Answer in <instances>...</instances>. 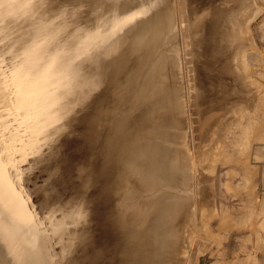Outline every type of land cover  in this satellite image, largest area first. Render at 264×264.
<instances>
[{"label":"bare ground","instance_id":"obj_1","mask_svg":"<svg viewBox=\"0 0 264 264\" xmlns=\"http://www.w3.org/2000/svg\"><path fill=\"white\" fill-rule=\"evenodd\" d=\"M74 1L69 3L81 8L77 7V16L81 13L82 23L79 30L71 27V33L66 32L67 17L58 16L59 21L51 24L53 17L40 10L43 0L33 11L28 12V6L13 12L18 16L26 9L29 23L23 19L22 34L8 44L9 53L5 50L6 58L10 54L15 62L0 66V264H70L77 256L81 264H208L200 257L206 253L201 247L190 254L193 243L188 234L199 220L196 214L201 216L206 208L202 211L200 207V215L195 213L201 202L204 206L202 198L197 205L202 193L199 158L212 149L220 134L214 138L213 130L208 133L210 123L206 126L210 135L204 133L207 141L197 138L200 142L195 145L197 136L204 137V127L203 131L197 127L202 132L194 137L193 106L197 108L200 88L218 95L216 86L219 90L225 87L230 73L235 77V96H241L237 104L257 101L253 91L248 94L249 79L245 80L238 63L246 51L243 35H248L241 30L243 11L256 7L257 1L242 0L240 9L234 14L228 11L219 20L213 51L214 65L221 66L218 72L222 74H214L208 66L211 0ZM26 2L22 0L15 9ZM9 24L4 23L2 29ZM64 28L68 35L78 34L76 39L67 35L75 39L73 44L69 40L68 45L61 44ZM4 57V64L10 62ZM245 90L247 94H243ZM64 92L69 117L81 113L72 124L62 125L75 130L81 127L80 132L76 130L79 135L71 132L78 135L79 142H71L78 149L72 148L76 151L64 155L47 174V184L55 190L45 188L50 197L40 203L39 198L45 197L40 183L46 182L41 165L55 160L56 134L49 138L52 144L47 145L46 153L38 152L37 143L47 123H55L50 108L63 102L57 95ZM204 95L208 96L207 91ZM223 98L219 107L225 103ZM231 109L219 108L218 133ZM210 110L208 105L205 114ZM207 118L198 122H215ZM202 145L206 147L198 156L196 150ZM35 152L38 157L29 165L26 160ZM24 164L28 166L22 168L26 170L23 178L20 167ZM213 171L206 173L214 176ZM34 199L39 202L38 210ZM213 211L210 204L202 219Z\"/></svg>","mask_w":264,"mask_h":264},{"label":"rangeland","instance_id":"obj_2","mask_svg":"<svg viewBox=\"0 0 264 264\" xmlns=\"http://www.w3.org/2000/svg\"><path fill=\"white\" fill-rule=\"evenodd\" d=\"M25 1H27V2L24 5L20 6L19 7L20 9H15L16 6L21 4L20 2H22V0H4V1L0 0V2H1L0 6L2 8V9L0 8L1 9L0 10V21H1L0 22L1 23L0 24L1 25L0 26V42L3 44L8 42L5 46L2 44H1L2 46L0 45V47H1L0 50H2V52L5 53V54H3L0 52V55L3 54L5 56V57L2 55L0 56V61H1L0 66H2V67L8 66L10 63L15 62L14 60L11 62V59H10L11 55L10 54H8V57H7L10 60V62L7 60V58H6L7 52H5V50H6V48L7 49L9 48L8 44L10 45L11 42L15 38H17L20 34H22V30H20V29H21V26L24 25V24H21L23 19H25L29 23V19H27L29 14L27 13V15H26L24 12V11H26V9L23 11V13H21V14L19 13L20 15H18V16L14 15V13H16V11L17 12L21 11L22 9H24L25 7L27 8L28 6L31 7L28 12L33 11L36 8V6H38V4H39V2H38L39 0H25ZM43 1H45V2L40 6L41 7L40 10L42 11V13H45L46 16H48L50 14V16H48L49 18L51 16L53 17V18L49 19L51 21L52 20L54 21V22L50 21L51 24L57 23L59 21L58 16L63 17V18L67 17V18H65V21H66V28L68 30H66V28H64V34L66 32L71 33L72 31H75L74 28H76V30H77L78 26H80V24L82 23L81 13H80V15L78 14V16H77V13H79L81 8L79 6H76V7L73 6L76 4L75 3L76 0L74 1L75 4H73L72 2L69 3V0H68V2H67V0L66 1L61 0L62 3L59 0L60 4L58 3V0H54V1L50 0V2H47V0H43ZM51 1H52V3H51ZM56 1H57V6L55 4ZM256 1H257L256 7L258 8L257 12L255 10V8H256L255 6L246 7L247 11H246V8L243 11L244 13L242 16H243L244 20L243 19L241 20V27H242L241 30L245 29L246 33H248V35L242 34L243 40L246 41V39H247V41H249V40L250 41L245 42V50L246 51L243 52L244 56L242 55V57L239 59L238 63H239V67L241 68L240 70H243L242 74L244 73L243 75H244L245 80L247 78L249 79V81H246V83L249 87L248 88L249 92L245 90V91H242L243 94H244V92H245V94H247V92H248V94L249 93L252 94V91H253L252 95H254L256 100L259 101L260 103L257 101H255V102L259 103L260 106H262V107H260L259 104L255 103V102L252 105H246V104H244V102H243L242 106H241L242 103L237 104V101L240 99L241 96L239 97V99L235 96L236 95L235 94L236 84L233 82V77H234L233 75L234 74L232 73L233 74L232 75L230 73L229 75H227V79L225 80V82H226L225 87H222V89H220V90L217 86L215 88L216 93L220 96H218V95H215V96L212 95L211 96L210 91L204 90V88H200L199 97L197 99V106H196L198 108V114L197 113L196 114L199 117V119L197 120L196 114H194L195 110H197V108H195V106H193L195 110L192 114L193 115L192 119L195 118L197 121L195 120V122H193L194 120L190 119V121L192 120V122L194 124V125L191 124L192 131L194 132L193 134L194 135L196 134L195 136L192 134L194 137H196L198 135L199 130L197 131V129L201 128V130L203 131L202 128L204 127V131L199 132V134H201V132H202L204 137H202V135H200L202 138L200 136L199 137L197 136L194 139V137H193V139L196 141V142L194 141L195 145H197V143H199L201 140H202L201 141L202 143H204L203 141H207L205 138L207 137V135L212 134L210 132L211 130H213L212 132L215 135V136L213 135L214 138L218 137V135L220 134L219 138L218 139L216 138L217 143H215V145H213V147H211L212 149L209 150L208 152H206V155L201 156L202 160H201V158H199L200 163L197 166L198 167L197 168L198 175L201 179L200 181H202V182H203V180L205 181V182H203V184L205 183L204 186H202L203 184L201 185L202 182L200 183V189L199 190L202 193L200 194V191L198 193V195L200 194L201 197L200 198L197 197L198 201H199L197 203V205L200 204L202 199H204L202 201H204L205 203H207V202L208 203L205 204L203 202L204 206L202 205V202L200 205H198V206L196 205L199 208L196 207L197 211H195V213H197L199 211V215H200V211H201V210H199V209H201L200 207H202V211H203L204 210L203 207L206 206L205 210L207 208L209 209L210 204H211V208L214 209V211H213L214 213L210 214L208 216H206V214H205L206 217L204 216V218H203L204 220L202 219V217H203L202 215H204L205 210L203 211V213L201 212L202 213L201 216H198V213H197L195 217H196V219H199V220L198 221L195 220V221H197V222H195L196 225L191 226L192 229H190V232L188 234V239L190 238L189 241H191L193 243L191 245L190 254L192 255L193 251H195L198 247H201L203 250H205L206 253H205V255H204V253H200V257H202V255H203V258L206 259V263H208V264H261V262H262V260H259V258H261L262 251H264V239L262 236L263 230H264V104H263V102H264V0H256ZM53 4H54V7H53ZM68 4H71L68 6L69 8L67 7ZM47 5H48V7H47ZM242 5H243L242 0H240V1L239 0H211V3H210V8H211L210 14H211V16L209 17V21H208V24L210 26V31H211L210 36H209V47L210 48L207 50V55L209 56L208 66L210 69H212L211 71L214 74H222L221 72L220 73L218 72V71H220L221 66L218 68L217 66H215L216 64L214 65V63H215L214 58L215 57H214V51H213L214 42H215V34L217 32L219 20L222 17H225V15H227L228 11H231V13L234 14L238 9L241 8ZM63 7L64 8L66 7L65 8L66 10L71 8V10H68V12H67V11L63 10L64 9ZM77 7L79 8V11H78ZM49 9H51V10H49ZM57 9H58L59 13H58V11H56ZM60 9H62L63 11ZM72 9H74L78 12H75ZM45 11H47V12H45ZM71 11H73V13ZM9 12L12 14H9ZM52 12H53V14H52ZM67 13H70L71 15H69ZM7 14H9V15L7 16ZM68 16H71L73 18V21H72V18L68 17ZM35 17H37V15H35ZM75 17H76V19H75ZM79 17L81 18V20ZM79 20H80V22H79ZM71 22H73V25ZM74 22H75V24H74ZM4 23H6V24L10 23L6 29H2V26ZM77 24H79V25H77ZM15 26H16V28H14ZM68 26H69V28H68ZM71 27H73V29ZM70 28L72 29V31ZM65 30H66V32H65ZM78 30H79V28H78ZM243 30H242V32H243ZM67 33L64 36H63V33H61L62 34V36H60V37H62V38H60L61 44H62V42H65L63 44H67L66 42L75 40L78 36L77 33H76L77 35H74V34L70 35L69 34L70 36L75 38V39H73V38L67 37V35H68ZM211 34H214V38L211 37ZM15 36H17V37H15ZM65 36L67 38H65ZM26 38H29V37H26ZM67 40H69V41H67ZM251 42H253V43H251ZM73 43L74 42L72 41L70 44H73ZM247 45L248 46L250 45V46L248 47ZM251 45H253V46L251 47ZM3 47H4V49H3ZM196 48L199 49V47L197 45H196ZM6 51H8V50H6ZM8 53H9V51H8ZM199 55L200 54H198V51H195L196 58H198ZM9 56H10V58H9ZM1 57H4L5 62L8 61V63L6 62L7 65L3 63V59ZM17 60H18V58H17ZM232 68H233V66H232ZM233 85H235V86H233ZM206 91H207L208 96L204 95V92H206ZM254 91H255V93H254ZM59 92H61V91L59 90ZM66 93L65 92H64V94L59 93L57 95V97L59 98L58 101H62L64 99L63 100V102H64ZM62 97H63V99L60 100ZM223 97H225V103L219 107L218 103H219L220 99H224ZM69 98H70V94H69ZM68 99L66 97V101ZM236 99H238V100H236ZM63 102H61L60 105L58 104L59 102H57L56 104H54L51 107L52 109L50 108V110H52L51 111L52 112V118H53V121L55 123L54 124H53V122L47 123L48 129H47V126H45L46 128L44 127L43 132L39 135L40 136L39 142L37 143L38 152L44 151L46 153V150H48L47 145L52 144V143H49L51 141L50 140L51 137H53L56 134L54 136V137H56V141H55L54 148L52 151L53 154L55 155L54 156L55 160L52 158L53 161H50L48 163L46 162L43 165H41V171H42L41 176L44 173V175L42 177L45 178V181L47 178L46 176L51 174L50 172H52V170H54L56 168L57 162L59 163L60 160L62 159V157H65L64 155H68L70 153L72 154L73 151H76V150H74L75 149L74 147L77 148V146L76 145L73 146L72 144H74V143L71 144L72 140L79 142L78 138H77L79 134L77 133V131L80 132L81 127H76V130H77L76 131L74 129L75 127H72V128L71 127H69V128L64 127V128H62V125L64 123L65 124H72L75 119H79L81 117V115H80L81 113L80 114L76 113L75 115H70V117H69V115L65 111L66 106H68L67 102H64L65 104H63ZM208 105H209V107H212V110H210V112H212L214 110L213 111L214 115L217 117H214L213 112L211 114H210V112L209 113L207 112L205 114L206 109L208 108ZM234 105H236L237 107ZM244 105H246V106H244ZM257 105H258V107H257ZM55 106H56V108H55ZM253 106H255L254 107L255 109L252 108ZM222 107H223L224 111H225V109H231V108H233V110L231 109L232 111L230 110L231 112L229 111V113H228V111L226 112V114L228 113V115L226 116V120H225L226 125L224 124L225 126H223V131H221L222 133H218L216 130H218L219 125H220L219 119H220V117L222 119L221 110H219V108H222ZM247 107H248V110H247ZM249 107H251V109ZM244 109L247 110L248 112H246ZM252 109L255 110L254 113H253ZM191 110H193V109L191 108ZM216 110H219V114H218V111L216 112ZM240 110H241V113L239 112ZM257 110H258V113L256 112ZM215 112H216V114H215ZM252 113H253V115H252ZM204 115H207V116H204ZM208 116H209L210 120H215V122H214L215 124L209 120H208L209 122H207L206 125L204 124V123H206L205 119H208L207 118ZM210 116L212 118L213 117L214 118L212 119V118H210ZM203 117H205V119H204L205 122L202 119V122L199 123L198 121H201V118H203ZM56 120H57V122H56ZM60 120H61V122H60ZM196 122L199 123V124H197L198 126L196 125ZM201 123H202V125H205V126L201 125L202 126L201 127L200 126ZM210 123H211V126H210ZM208 125L211 127L210 129L208 127V129H209L208 133H210V134L206 133V131H207L206 126H208ZM215 125L218 128L215 127ZM59 126H60V130H57V128ZM197 127H199V128H197ZM78 128H80V129H78ZM212 128H214V129L216 128L215 131L217 133H215L214 129H212ZM73 130H74V132H72ZM69 131H70V133L68 134L67 132H69ZM71 132L78 134V135L73 136V135H71L72 134ZM104 132H105V130H103V133L100 132V133H102L101 135H104ZM204 133H206L207 135ZM44 134H46V135H44ZM42 136H44L45 138L44 137L42 138ZM72 136H73V138H72ZM213 136H210V137L208 136V138L210 139ZM74 137H76V138H74ZM197 138H200V141L198 140L199 142H197ZM203 138H204V140H203ZM74 139H76V140H74ZM63 140H65L66 144L63 143L64 142ZM69 140H70V142H69ZM68 142L70 145L67 144ZM63 144H65V145L63 146ZM67 145H68V147L70 146L71 150H72V148H74V149L72 151L69 149L71 151L70 152L68 150ZM64 147H65V149H67L66 152H65V149L63 150ZM205 147L206 146L203 147V145H202V147L200 148L201 150L199 148H198L199 150H196V152L199 151L197 153L198 156L203 154V153H200V151H203L202 149H205ZM45 148H46V150H45ZM42 149H44V150H42ZM60 153H62V154H60ZM31 154L29 155L31 157L27 158V160H26L27 162L25 161L29 165L32 162L31 160H34L36 157H38L37 152H35V154L34 153H31ZM59 156H61V158ZM28 164L27 165L24 164V167H23V165H21L22 166V167H20L21 170L23 171V169L26 166H28ZM200 164H202V166H200ZM203 165L205 166V168H203L204 167ZM52 167H55V168L52 169ZM199 167L202 168L201 172H200ZM206 170H208V172L210 170L211 171L214 170L213 171L214 176H213V174L209 175L210 173H208V172H207L208 173L207 174ZM44 171H46L47 173H45ZM24 172H26V170H24L22 172L23 178L26 175V173H24ZM204 173L206 174V176H204ZM206 177H208V179L210 178L209 181ZM44 178H41V179H44ZM22 181H23V179H22ZM21 183L23 185V182H21ZM39 183L40 182H38V185H39ZM207 183L212 185V187H210V189L213 188V189H211L212 193L209 191L210 185L206 186ZM44 184L40 183V185H41L40 186V188H41L40 192L42 191L44 193L41 192V194H43V195L45 194V197L43 199L39 198L38 201H40V203H41V201L43 202V200H45L46 197L47 198L50 197L49 196L50 191L52 192L55 190V188H51L52 186H50V185L48 186L47 181ZM45 188H48L50 191L48 189H45ZM204 188L206 190L205 192H204ZM213 190H214V192H213ZM47 192H49V193H47ZM205 193L206 194L209 193L210 195L207 194V196H206ZM202 195L204 197L206 196L205 198L209 199V200H207V202H206L205 201L206 199L203 198ZM212 195H214V197H212ZM210 197H212V199H210ZM30 200L32 201V199H30ZM210 200L213 201V204H212V201L210 202ZM34 202H35L34 207L36 208L38 205L37 203H39V202H36L35 199H34ZM208 204H209V206H208ZM36 210H38V208H36ZM208 217H210V218H208ZM253 220L255 222H253ZM249 221L251 222V224H254V223L255 224L251 225V224H249L250 223ZM247 224H249L251 226H248ZM193 227H194V229H193ZM256 227H257V233H256ZM252 228H254V229H252ZM250 232L254 233V234L251 235ZM78 250H79V248H78ZM77 257H78V260L81 259V258L79 259V256H77ZM207 257H208V259H207ZM72 258L73 259L76 258L75 255ZM74 260L77 261L78 264H81V262H82V261L79 262L77 259H74ZM74 260H70V261H72V262H70V264L73 263ZM77 262L76 263L74 262L73 264H77Z\"/></svg>","mask_w":264,"mask_h":264},{"label":"crops","instance_id":"obj_3","mask_svg":"<svg viewBox=\"0 0 264 264\" xmlns=\"http://www.w3.org/2000/svg\"><path fill=\"white\" fill-rule=\"evenodd\" d=\"M256 233H257V227H256ZM250 234L253 235L254 233L250 232ZM262 236H263V239H264V230H263V235ZM259 260H262L261 264H264V251H262V255H261V258H259Z\"/></svg>","mask_w":264,"mask_h":264}]
</instances>
